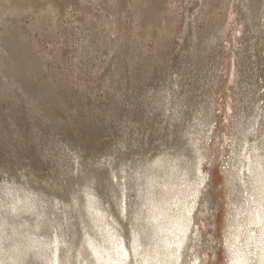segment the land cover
<instances>
[{"label": "rangeland", "instance_id": "obj_1", "mask_svg": "<svg viewBox=\"0 0 264 264\" xmlns=\"http://www.w3.org/2000/svg\"><path fill=\"white\" fill-rule=\"evenodd\" d=\"M28 1L35 4V11L21 17L19 25L29 41L23 47L31 49L17 53L20 69L0 67V183L8 179L27 188L24 181L30 177L23 174H33L41 182L40 191L34 194L40 195L45 205L57 200L58 214L67 213L75 229L82 213L79 197L89 187L99 192V184L88 180L89 169L98 167L103 172L111 168L109 174L113 171L117 175L127 169L130 174L131 169L164 152L186 156L196 126L207 127L209 156L202 170L209 175L211 186L200 188L203 195L210 191L217 199L212 211L217 224L206 223L210 216L201 205L197 223L200 236L217 242L213 251L199 252V264H224L220 242L228 216L224 169L231 166L229 148L234 143L238 117L254 110L255 104L260 107L259 114L264 113V34L246 41L234 38V22L240 20L236 12L241 8L238 0H233L228 11L234 15L220 38L219 53L214 48L194 56L189 45L197 40L188 33L194 28L200 32L206 29L208 19L222 17L226 12L223 4L217 3L205 14L206 0H200L197 7H193V0H151V5L150 0H119L115 7L108 0H55L53 22L39 16L38 9L47 0ZM136 4L141 7L139 12ZM168 8L172 14L167 17L174 20V27L159 43L160 59L154 60L156 25L162 23L163 11ZM189 8L195 22L188 27ZM112 19L117 22L116 32L106 25ZM145 29H151V36H144ZM116 42L119 47L114 48L112 43ZM170 82L171 101L176 100L167 109L166 101H157L152 94L166 93ZM194 115L197 117L193 119ZM254 124L259 134L263 126L260 116ZM211 171L215 174L212 179ZM56 181L69 186L57 199L53 189ZM51 215L55 220L57 215Z\"/></svg>", "mask_w": 264, "mask_h": 264}, {"label": "bare ground", "instance_id": "obj_2", "mask_svg": "<svg viewBox=\"0 0 264 264\" xmlns=\"http://www.w3.org/2000/svg\"><path fill=\"white\" fill-rule=\"evenodd\" d=\"M199 1L193 0V7H197L200 4ZM108 2L115 7L118 5L119 0H108ZM232 2L233 0H206L207 8L205 14L211 12L217 3L223 4L226 12L224 15L222 13L223 16H219L220 18L208 19L206 29L199 32L194 28L188 33L191 38L197 40V42H192L189 45L192 49V55L197 56L196 52H199V54L201 52L205 53L207 49L212 50L214 48L219 53L220 38L224 36L227 25L231 21V15H234L228 11L229 7L232 6ZM238 2L241 9L236 14H239L240 20L234 22V38H241L246 41L256 38L257 35L262 37V33L264 34V9L262 8V6L264 7V0H238ZM46 4L38 9L40 19H51L54 22V13L57 10L55 0H47ZM135 6L137 8L136 11L139 12L138 8L141 7L137 4ZM191 10V8L188 9L190 12L187 16V19H190L187 23L188 27L193 25L192 22H195ZM34 11L35 4L28 0H0V53L6 51L5 54H1L0 56V67L5 65L14 70L21 68L17 53L20 50L26 51L31 48L28 45H25L28 48L23 47V43L27 44L29 41L27 40L25 31L20 28L19 22L21 17L29 16ZM170 14H172L171 8L165 9L163 11L162 23L156 25L158 46L155 48L156 54L153 56L154 60L160 59L159 43L172 32L174 27V20L167 17ZM106 25L110 31H117L115 19L107 21ZM13 26L17 27L16 30L12 29ZM144 36H151V29H145ZM112 46L114 48L119 47V42L112 43ZM199 54L198 56H201ZM241 56L244 57L243 54ZM35 59L38 60V58ZM241 65L243 64H240V68L237 70L238 75L241 73ZM171 84L172 82L166 87V93L152 94V98L157 101L164 99L167 109L176 100L171 101V94H169V91L172 89ZM10 85L14 86V83L10 82ZM178 93H180V90L176 91V95ZM262 98L264 99V95ZM257 107L258 104H255L254 110L251 111L249 109L251 112H243L241 114L242 117H238L240 121L236 124L234 131V143L229 148V159L232 160V162H229L231 166L224 169L226 188L228 189V216L224 219L223 234L220 240L225 250L224 264H235L236 261H240L241 264H264V113L261 112L259 114ZM180 113L177 111V114ZM177 116L180 117L179 115ZM249 116L251 117L249 118ZM259 116L263 121V126L260 128V130L262 129L261 132L257 134L255 132L254 121ZM196 117L194 115L193 119ZM173 119L175 118L173 117ZM206 128L201 125L196 126L194 132L200 136L207 135L206 142L202 145L199 142L200 137H198V140L191 137L190 141H187L189 153L186 156L183 154L179 155V153L172 155L169 151L164 152L157 156V158L151 159L150 162L146 161L144 164L141 162L142 164L139 166H136L138 164L136 163L135 169L132 166L134 172L130 168L131 166L128 167L133 172L132 175L131 172L130 174L128 173L129 170L124 169V166L123 169L125 171L121 167L119 168L123 171L120 170L121 174L118 173L119 175L114 174L112 171L110 178H113L111 179L109 178L111 168L103 172L98 170V167L89 169L88 180L99 184V192L96 193L89 187V190L84 191V194L81 195L85 199L84 202L80 199L83 207L81 209L82 213L78 216L77 231L76 228L74 229L71 226L73 221H69L67 213L61 214V211L58 214L57 208L59 206L57 207V200H54L50 205H45V202H42V198H39L40 195L34 194L40 191L41 182L33 174H23L30 177V179L26 178L24 181L29 186L27 188L19 187L20 185L15 186L13 181L4 179L0 183V264H62L60 262V255L63 256V253L60 252V249L62 248V244L66 242L71 246L68 251L69 256L66 255L65 257L67 264H113L112 254L109 251L111 244H108V241L112 242L113 240L120 245L119 247L127 250V256H124L125 264H142L143 260L144 264H197L201 250L208 249L213 251L212 249L216 246L214 238L208 239L204 238L205 235L200 236L201 231L197 223V218L199 217L197 214L201 210V205L210 216L206 223L213 227H216L217 224L216 217L212 213L217 205V199L210 191L205 192L206 190L204 191V196L200 188V186H211V182L208 180L210 178L209 175L207 176L204 170H202V164L209 156L206 152V143L210 133ZM117 149L121 150L119 147ZM124 151L126 152V150ZM184 151L185 149H183ZM77 153L79 154V151ZM124 155L122 156L125 158ZM112 156H114V153ZM128 157L130 156L128 155ZM126 160L124 159L125 162ZM111 161L113 162V160ZM128 164H130V161ZM131 165H134V163ZM251 169L252 173L249 175ZM112 170L114 169L112 168ZM213 172L211 173V179L215 175ZM245 172L247 173L246 178L243 177L246 174ZM56 182H58V185L54 183L53 189L55 191L54 196L57 199V196H59L58 198L64 196L67 191L66 188H69V186L65 188L62 182ZM68 182L71 187L72 180ZM188 182H190V187L191 185L193 186L191 189L193 193L191 194V205L187 208L188 215H185L182 213L185 206L181 201V197L185 195L184 187ZM86 187L88 188V186ZM240 187H243L242 190H245L248 195V197L244 195V199L241 198L243 199L242 202L240 201V196L236 193ZM118 192L121 193L118 194ZM119 195L123 203L120 206L117 205ZM48 197L46 200H48ZM101 197L105 198V202L101 201ZM130 197H133L132 201H128ZM176 197L179 202H176ZM72 206L74 208L73 204ZM252 207L253 211L250 214H254L256 222H253L249 213L247 216H241L243 208L245 212H248ZM63 208L65 209V207ZM54 213L57 215L56 217L54 216L55 220L51 215ZM108 216L111 218L110 221L103 220ZM85 220L86 224H84ZM243 220L247 224L253 223L258 225L260 236L255 239L253 234H248L247 232L246 240L243 246H241L240 253L234 256L231 254L230 247L233 243H236L233 241V238L239 236L238 229L235 228L240 223L241 225L244 224L241 222ZM46 225L48 227L51 226L49 230H47L48 227L47 229L44 228ZM171 227L181 230V233H178L179 239L174 248L170 247L171 239L169 232ZM104 228H107V232L104 231ZM90 241H95L99 247L106 249L100 259L94 254L93 249L89 247ZM130 249L137 250L134 259L132 257H134L135 253H130ZM120 259H123V254H121Z\"/></svg>", "mask_w": 264, "mask_h": 264}, {"label": "snow or ice", "instance_id": "obj_3", "mask_svg": "<svg viewBox=\"0 0 264 264\" xmlns=\"http://www.w3.org/2000/svg\"><path fill=\"white\" fill-rule=\"evenodd\" d=\"M89 247L93 249L94 251V254L97 256L98 259H100L106 249L105 248H102V247H99L98 243L95 242V241H90L89 242ZM121 254H123L125 257L127 256V250L124 249L123 247H120V248H117L116 249V260L114 261V264H123V261L119 258L121 256ZM235 264H241L240 261H236Z\"/></svg>", "mask_w": 264, "mask_h": 264}]
</instances>
